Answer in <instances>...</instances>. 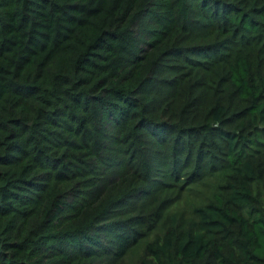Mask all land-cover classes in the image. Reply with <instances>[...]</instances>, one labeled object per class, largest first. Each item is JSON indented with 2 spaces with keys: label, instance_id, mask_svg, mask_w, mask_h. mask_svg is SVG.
Masks as SVG:
<instances>
[{
  "label": "trees",
  "instance_id": "1",
  "mask_svg": "<svg viewBox=\"0 0 264 264\" xmlns=\"http://www.w3.org/2000/svg\"><path fill=\"white\" fill-rule=\"evenodd\" d=\"M263 261L264 0H0V264Z\"/></svg>",
  "mask_w": 264,
  "mask_h": 264
},
{
  "label": "rangeland",
  "instance_id": "2",
  "mask_svg": "<svg viewBox=\"0 0 264 264\" xmlns=\"http://www.w3.org/2000/svg\"><path fill=\"white\" fill-rule=\"evenodd\" d=\"M207 190H208V186L204 187V185L203 188L194 187L192 192H185L183 196L180 195L177 198L178 201L175 207L181 209L187 208V210L191 212L195 204H200L201 202H204L206 200L204 199V196ZM140 254L141 251L136 250V252L133 255L131 254L130 259L137 261Z\"/></svg>",
  "mask_w": 264,
  "mask_h": 264
},
{
  "label": "built area",
  "instance_id": "3",
  "mask_svg": "<svg viewBox=\"0 0 264 264\" xmlns=\"http://www.w3.org/2000/svg\"><path fill=\"white\" fill-rule=\"evenodd\" d=\"M261 264H264V261Z\"/></svg>",
  "mask_w": 264,
  "mask_h": 264
}]
</instances>
